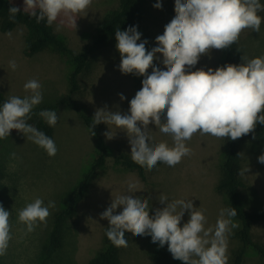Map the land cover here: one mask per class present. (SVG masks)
<instances>
[{"label": "rangeland", "instance_id": "1", "mask_svg": "<svg viewBox=\"0 0 264 264\" xmlns=\"http://www.w3.org/2000/svg\"><path fill=\"white\" fill-rule=\"evenodd\" d=\"M119 2L92 0L86 12L74 17L76 27L63 16L50 26L56 38L74 54L89 50L86 66L77 78L78 90L74 94H69L68 76L73 63L68 55L50 47L33 55L26 54L29 33L24 26L10 31L11 37L0 32V96L8 100L10 96L23 98L31 95L30 91H25L24 85L35 79L41 84L43 99L34 108L53 110L58 114L57 124L49 126L57 147L55 156L44 154L42 148L17 130H12L8 138L0 139V204L10 212L12 237L6 255L0 256V264H38L41 247L47 242L55 214L64 207L67 196L90 169L98 154L97 138L83 124L70 103L92 121L96 110L105 106L109 111L127 114L130 100L141 89L139 76L120 72L121 58L116 43L105 48L91 46L95 29L108 14L118 9ZM156 2L142 0L140 33L142 41H148V50L157 46L156 37L163 34L165 25L175 16V0H162L161 9L154 8ZM11 3L24 9V0H11ZM260 3L264 5V0H260ZM258 15L262 17L260 31L245 29L236 42L240 55L236 65L243 62V56L249 60L264 57V11ZM162 59L158 54L154 66L164 70ZM12 60L17 65L15 70L9 67ZM222 62V51L213 49L202 56L190 71L215 70L222 66ZM119 94L124 95V101L120 100ZM68 96L70 100L67 102ZM31 122L32 119H28L27 123ZM149 128L152 130V143L173 145L170 135L160 133L154 124H150ZM98 129L113 157L97 170L75 214L65 221L62 246L53 253L47 264H88L104 248L102 231L109 222L100 219V216L110 206L112 199L128 194L129 182L137 183L136 196L150 198L151 213L155 214L157 209L166 207L157 199L161 194L167 196L169 202L191 199L193 206L200 207L206 217L205 228H215L220 210L227 208V199L216 190V186L220 179L224 148L229 139L194 134L191 140L186 141V146L191 149L190 155L183 157L174 167L161 162L158 167L146 172L142 180L137 173L122 168L114 158L119 154L131 158L127 134L111 124L100 123ZM108 131L113 136L110 140L104 135ZM12 153L16 154L15 159L11 158ZM262 154L264 145L257 142L239 148L240 194L247 212L264 208V164L258 162ZM37 198L42 199L45 206L53 201L55 207L49 208L50 214L45 223L37 222L35 230L28 233L26 225L19 222L18 213ZM120 211L122 208L117 209V213ZM188 219L189 213L185 211L181 227ZM231 219L238 227L230 226L227 234L228 264L233 263L234 255L241 247L240 240L235 236L240 223ZM249 234L252 242L264 246L263 221L253 223ZM152 245L151 236H131L128 246L120 247L119 264H153L149 255ZM240 264H261V259L253 247L247 246Z\"/></svg>", "mask_w": 264, "mask_h": 264}, {"label": "clouds", "instance_id": "2", "mask_svg": "<svg viewBox=\"0 0 264 264\" xmlns=\"http://www.w3.org/2000/svg\"><path fill=\"white\" fill-rule=\"evenodd\" d=\"M91 3L92 0H24L23 11L35 17L37 23L46 20L51 26L63 16L76 27L74 17L86 12ZM154 8L161 9L162 0H157ZM174 11V18L165 25L163 34L156 37L157 46L151 50L146 48L147 40L141 41L138 26L115 30L116 49L121 58L119 70L125 75L144 77L142 87L130 100L127 114L109 111L105 106L96 110L90 127L92 135H95L92 129L100 123L122 129L129 140L131 158L148 170L158 162L169 167L180 163L191 154L186 141L194 134L235 141L254 133L257 124L264 125V57L249 60L243 56L240 65L190 71L213 49L231 47L245 29L259 32L262 17L258 13L264 11V5L260 0H175ZM8 12L14 22L20 9L12 5ZM6 35L11 37L12 33ZM158 54L163 58L164 70L154 66ZM9 67L15 70L16 62L9 61ZM24 89L31 95L10 96L0 106V139L17 130L50 157L55 156L54 140L27 123L33 108L42 102L41 84L32 79L25 83ZM119 98L125 100L123 94ZM38 115L50 127L58 122L56 111L42 110ZM150 124L160 133L170 135L173 145L152 143ZM104 135L109 140L113 138L111 131ZM11 158L15 159L16 154L12 153ZM258 162L264 164V154L258 157ZM137 189V183L129 182L128 194L112 199L100 216L109 222L106 235L115 246H128L125 232L148 235L161 248L167 245L173 259L183 264H228L227 234L238 227L231 219L237 215L235 208L221 209L215 228H205L206 217L191 199L169 202L161 194L157 199L166 207L150 216V198L136 196ZM53 207L55 202L45 206L37 198L19 211L18 220L30 233L37 222H46L49 208ZM118 208H122L119 213ZM185 211L189 219L181 227ZM11 239L10 212L0 204V256L6 255Z\"/></svg>", "mask_w": 264, "mask_h": 264}, {"label": "trees", "instance_id": "3", "mask_svg": "<svg viewBox=\"0 0 264 264\" xmlns=\"http://www.w3.org/2000/svg\"><path fill=\"white\" fill-rule=\"evenodd\" d=\"M12 5L14 4L10 3L9 0H0V32L7 33L17 26H24L29 33L25 46L26 54L33 55L50 47L68 55L73 63V69L68 76L69 94H74L78 90L77 78L86 66L89 50H85L80 54H74L56 38L51 31L50 26L47 25L46 20L37 23L35 17H31L29 13L24 12L19 7L20 12L17 13L15 21H10L8 10ZM142 5V0H120L118 9L108 14L95 29L91 46L93 48H105L111 43H116L115 30L117 28L124 31L129 26H138V31L140 32L143 18ZM146 48L148 49L147 45ZM221 51L223 55L222 66L228 64L236 65L240 57L236 49V43ZM148 74H151L150 69L148 70ZM143 78L144 77L139 76L138 79V83L141 87ZM68 99L70 100L69 96L66 100L67 102ZM5 101L6 100L0 96V106H2ZM70 105L83 124L90 129L92 121L72 103H70ZM42 110V108H33L32 113L30 114V119H32L31 125L35 126L38 130L43 131L52 139V131L50 127L44 122L43 118L38 115ZM92 131L95 133V137L99 142L98 154L90 169L82 176L79 183L67 196L64 207L55 214L47 242L41 247L38 264H47L53 253L61 248L62 230L65 221L75 214L77 205L84 197L97 170L104 167L108 158L113 157L99 135L98 125H96ZM253 136H255V139H253ZM250 142H257L264 145V125L257 124L254 133H249L235 141L229 139L224 148L223 158L220 164V179L216 186V190L225 195L227 199V208L233 207L236 209L237 215L233 218L240 223V229L236 232L235 236L240 240L241 247L234 255L232 264L241 263L247 246L254 248L261 259V264H264V246L252 242L249 234L250 226L253 223L257 221L264 222V208H260L253 212H247L240 194L242 183L239 178L241 168L238 159V152L241 146ZM42 151L44 154H47L44 149H42ZM114 158L122 168L137 173L142 180H144L145 173L150 171L146 166L142 167L125 154H119ZM160 164L161 162H158L154 168L158 167ZM149 215L151 216L154 214L150 212ZM108 227L109 225H107L102 231L104 248L97 252L95 257L92 258L88 264H119L120 247L115 246L107 238L106 232ZM131 236H133L132 233L125 232L126 239ZM149 255L153 264H183L182 261L173 259L171 253L168 251L167 245L161 248L158 243H153ZM169 260H171V262H169Z\"/></svg>", "mask_w": 264, "mask_h": 264}]
</instances>
